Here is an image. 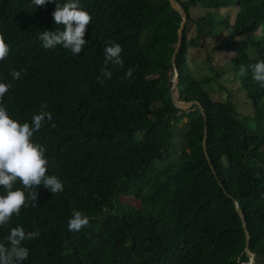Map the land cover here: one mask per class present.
I'll list each match as a JSON object with an SVG mask.
<instances>
[{"label":"trees","instance_id":"1","mask_svg":"<svg viewBox=\"0 0 264 264\" xmlns=\"http://www.w3.org/2000/svg\"><path fill=\"white\" fill-rule=\"evenodd\" d=\"M175 1L186 22L172 61L182 16L168 0H80L90 21L76 55L59 45L44 49L37 39L62 28L51 18L55 0L35 8L31 0H0V38L8 45L0 80L11 83L0 105L18 122L30 121L41 104L51 112L55 128L44 121L33 139L45 148L46 172L63 185L53 194L37 185L35 205L25 193L26 205L0 227L5 246L10 227L38 233L21 242L28 249L22 264H248L235 202L255 264H264V88L247 70L264 59V0ZM197 5L237 10L231 22L218 13L219 29H210L207 12L192 17ZM218 32L206 51L200 39ZM111 43L121 46L123 65H107L111 77L101 84ZM189 47L206 51L201 63L209 71L218 70L216 53L231 54L227 65L249 114L237 112L228 94L214 99L197 84ZM11 70L23 71L13 81ZM175 71L178 98L199 105H174L168 82ZM14 187L22 189L18 181ZM73 210L88 223L69 232Z\"/></svg>","mask_w":264,"mask_h":264},{"label":"clouds","instance_id":"2","mask_svg":"<svg viewBox=\"0 0 264 264\" xmlns=\"http://www.w3.org/2000/svg\"><path fill=\"white\" fill-rule=\"evenodd\" d=\"M48 0H31L36 6H43ZM52 21L62 28L55 31L43 30L38 33L37 39L44 49H54L57 45L76 55L86 40L83 38L85 27L90 21L89 13L80 6V0H64L58 3L55 0L54 10L51 12ZM121 46L118 43L105 45L103 49L104 68L97 81L101 84L111 77V71L107 65L122 66L120 56ZM8 54V45L0 38V60ZM251 79L257 81L264 88V59H258L247 66ZM21 71L11 70V80L20 77ZM127 69L125 76L131 74ZM245 66L240 65L238 74H245ZM11 87L9 81L0 80V97ZM48 121V127L55 128L52 122L51 112L41 104L39 110L31 115L30 121L18 122L11 118L9 112L0 105V227L8 224L13 214H18L22 205H26L27 199L35 205V189L37 185L47 188L52 194L62 191V182L59 177L46 170L50 162L45 156V148L33 139V133L40 129L42 123ZM19 182L21 187H14ZM88 223V217L78 210H73L67 219L66 227L69 232L79 231ZM35 231L25 230L21 226L10 227L4 238L7 246L0 243V264H22L28 256V249L22 245V241L37 236Z\"/></svg>","mask_w":264,"mask_h":264},{"label":"rangeland","instance_id":"3","mask_svg":"<svg viewBox=\"0 0 264 264\" xmlns=\"http://www.w3.org/2000/svg\"><path fill=\"white\" fill-rule=\"evenodd\" d=\"M237 8L235 6H228L219 8L218 10L210 8L206 9L199 5L192 7L190 9V13L192 17L196 18L198 15H202L205 12L207 15V22L210 21V29H219L218 24L219 21L217 19L218 13L222 14V18H227L228 21H232L235 15ZM194 24L190 23L189 25V34H193ZM261 28H259L254 35L259 36L261 32ZM224 34V32H218L216 36L212 38L210 41H199V43L203 44L202 46L208 51L211 46L213 40L218 39ZM205 51V52H206ZM204 51L198 52L197 48L189 47L190 54V62L193 64V74L196 73V81L197 84H203V86L208 90L211 94L212 98L220 99L224 98L228 94L229 100H231L237 112L240 114H249L251 112V106L249 102L246 100L243 90L240 89L237 79L235 78L233 72L229 69L227 65V60L231 56L230 53H216L212 58V66L217 68L218 70L209 71L203 63H201L202 57L205 54ZM220 70V71H219ZM223 71V74L221 73ZM218 72V75H216ZM216 75V80L210 83H202V79L205 76Z\"/></svg>","mask_w":264,"mask_h":264},{"label":"water","instance_id":"4","mask_svg":"<svg viewBox=\"0 0 264 264\" xmlns=\"http://www.w3.org/2000/svg\"><path fill=\"white\" fill-rule=\"evenodd\" d=\"M168 2L172 6V8L174 10H176L182 16V20L180 22V25H179V28H178V31H177L178 37H177L176 46H175V49H174V53L172 55V61H174V54L178 50V47H179V45L181 43L182 30H183L184 25H185V22H186V13L182 9V7L175 0H168ZM177 80H178V77H177V73L175 71L173 79L168 82V86L170 87V90H171V99H172L174 105H176L179 108H189L193 104L199 105V102L198 101H195V100L194 101H184V100H180L178 98V90L176 88ZM205 139H206V128H204V132H203L202 149H203L205 158L209 161L208 154H207V151H206ZM235 209H236L238 215L241 218L242 226H243V228L245 230V250H246V254L249 256V262H248V264H255V260H254L255 255L248 248L249 233H248V231L246 229V224L244 222L243 214H242L240 208L237 206L236 202H235Z\"/></svg>","mask_w":264,"mask_h":264}]
</instances>
